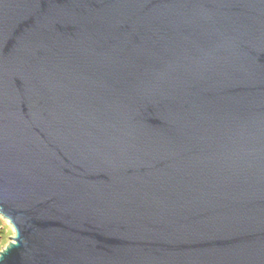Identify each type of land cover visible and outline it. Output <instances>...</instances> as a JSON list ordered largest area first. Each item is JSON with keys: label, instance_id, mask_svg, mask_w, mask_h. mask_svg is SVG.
Returning a JSON list of instances; mask_svg holds the SVG:
<instances>
[{"label": "water", "instance_id": "obj_1", "mask_svg": "<svg viewBox=\"0 0 264 264\" xmlns=\"http://www.w3.org/2000/svg\"><path fill=\"white\" fill-rule=\"evenodd\" d=\"M0 264H264V0H0Z\"/></svg>", "mask_w": 264, "mask_h": 264}, {"label": "rangeland", "instance_id": "obj_2", "mask_svg": "<svg viewBox=\"0 0 264 264\" xmlns=\"http://www.w3.org/2000/svg\"><path fill=\"white\" fill-rule=\"evenodd\" d=\"M15 237V231L11 224L0 216V252H2Z\"/></svg>", "mask_w": 264, "mask_h": 264}]
</instances>
